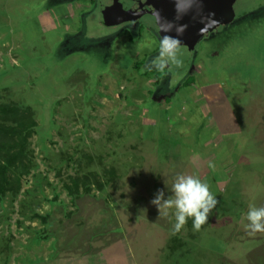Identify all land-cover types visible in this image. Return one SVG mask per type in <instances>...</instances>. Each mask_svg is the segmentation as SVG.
Here are the masks:
<instances>
[{
    "label": "rangeland",
    "instance_id": "rangeland-1",
    "mask_svg": "<svg viewBox=\"0 0 264 264\" xmlns=\"http://www.w3.org/2000/svg\"><path fill=\"white\" fill-rule=\"evenodd\" d=\"M40 1L7 0L4 24L0 0V33L8 40L12 26L25 50L20 59L0 44V107L26 112L17 118L31 127L27 156H12L18 166L1 177L0 264H264V232L246 228L249 206H264V21H257L264 7L240 22L235 41L216 47L212 60L204 59L207 54L178 58L179 66L165 68L161 86L174 92L158 97L152 93L155 75L133 81L123 74L134 69V59L136 69L138 55L148 49H132L126 67L118 69L108 41L122 30L105 27L94 8L81 14L89 3L74 0L81 26L71 44L54 50L46 44L48 33L40 35L29 21ZM26 38L35 50L25 46ZM78 45L87 53L70 55ZM42 51L48 54L39 56ZM137 70H152L149 58ZM129 101H142L136 111L159 107V114H149L151 129L139 124L140 132H132L133 121L119 113L133 108ZM155 115L166 123L167 136L175 137V152L158 154L156 133L164 128H152ZM2 121L6 147L0 157H7L20 150L17 136L25 134L13 135V122ZM181 139L189 145L183 153ZM177 174L206 183L217 201L199 229L187 218L173 231V209L165 215L150 203L158 189L170 194Z\"/></svg>",
    "mask_w": 264,
    "mask_h": 264
},
{
    "label": "water",
    "instance_id": "water-1",
    "mask_svg": "<svg viewBox=\"0 0 264 264\" xmlns=\"http://www.w3.org/2000/svg\"><path fill=\"white\" fill-rule=\"evenodd\" d=\"M256 1L197 0L194 8L178 20L175 19L173 0H94L93 7L105 27L133 31L143 27L149 30L158 46L161 36H176V31L161 32L156 22L157 13L161 19L171 21L174 25H184L182 34L177 37L181 41L178 58L193 59L200 43L207 42L216 31L236 21L253 18L256 8L264 7V0H258V5Z\"/></svg>",
    "mask_w": 264,
    "mask_h": 264
},
{
    "label": "crops",
    "instance_id": "crops-1",
    "mask_svg": "<svg viewBox=\"0 0 264 264\" xmlns=\"http://www.w3.org/2000/svg\"><path fill=\"white\" fill-rule=\"evenodd\" d=\"M4 4H5V9H6V17H5V14H4L3 22L5 24L6 18L8 19V17H9V14H8V11H7V0H4ZM40 5H41V3H40ZM38 7H39V3L36 4L35 8H34V10H35V12H37V14H35L34 18H32L29 21H32V23L34 24V28L36 29V31H38V33L40 35H47L45 33H48L46 44L54 45L59 40L58 34L56 33V30L58 28L65 29L66 31L70 30V31H67V32H69V33L72 32V34H73V32L76 33L77 31H79V28L81 26V17L82 16H80V25L78 27L77 24H76V22H77L76 21L77 20L76 19V15H74V10H75V7H76V6H74V1L56 5V6L52 7L49 11H45V12H42V13H40V10L38 9ZM85 8H86V6H83V7L79 8V9L80 10H84ZM61 16H64V17H62L61 20H60L59 17H61ZM31 28H33V26H31ZM9 32H10V35L12 37H9L8 40H7V37L3 33H0V44L5 45L7 47L8 53L11 54L13 52V54H15L17 57L19 56L20 59L25 58L24 57L25 56L24 55L25 54V50H22L24 46L22 44H19V45L16 44L15 39L13 38V36L16 33L13 31V27L12 26H10ZM136 33H137V31H136ZM136 33L135 32H130V31H128V32L122 31L120 33V35L117 37V39H115L112 42V46H114L113 47V49H114V58H113L112 61L115 60V61H117V64L119 63L116 66L120 70L124 69L126 67L125 66L126 65L125 61L127 60L128 56H129V53L132 51V49L140 48V49H143L142 51H145L146 49H148L149 50L148 52L152 53V58L149 59V65L151 64V61L155 57H157V55H158L159 46L157 44V41L154 39V37L145 29L140 31V33L138 34L139 36L137 38L135 36ZM4 36L6 38H4ZM59 36H60V34H59ZM131 38H134L133 42L129 41ZM23 41L25 42V46L29 45L31 47L32 51L35 50L34 48H32L33 47V43H34L33 41H31L30 39H27V38H26V40H22V42ZM22 42H19V43H22ZM112 46H111V48H112ZM122 47H123V49H122ZM120 49H122V50H120ZM1 51L2 50H0V54H1ZM19 53H22V54L19 55ZM126 53H127V55H126ZM47 54L48 53L46 51H42L41 55H39V56H43V55L45 56ZM132 56H134V53H132ZM138 56H139V58H143V56H140V55H138ZM81 58H82V56H81ZM9 60H11V61L13 60L12 64H15L14 58H12V59L9 58ZM135 60H137V59H134V63H133L134 64V69H132V71H130V68H129L128 72L123 70V72H124L123 74L131 76L133 78V81H134V79H136V77H138V75L139 76H144V72L139 73V72H137L138 70L135 69V63L137 62V61L135 62ZM113 65H115V64H113ZM13 70H18V65ZM187 81H189V79ZM102 85L103 84L100 83V86H102ZM188 87H190V86L187 85V86L183 87L182 89H178V91L182 93V91L187 89ZM71 89H73L74 91H81L82 90V88L78 87L77 85H74L73 87H71ZM97 89H99V88L97 87ZM97 89L94 90V91H97ZM144 89H146V88H144ZM188 98H190V97L188 96ZM142 101L140 103H135L134 105H133V102L129 101L130 103H127L126 106L133 107V108L131 110L130 109L126 110V112H125V110H121L119 112L120 114H123V116H125V114H127L126 115L127 118H129L130 121H133V123L135 124V125L132 124L133 127L131 126V130H133L132 131L133 133H134V131L137 132V133L140 132V130L138 128H136L139 124H142V125L144 124V126H149V128L151 129L150 124L147 123V122L150 121V120H148L149 119V114L152 112V114L150 115V117H151L155 111H157L158 114L160 113V111L158 110L159 107H156V106L143 108V110H141V111L140 110L136 111L139 107H141V104H143ZM182 102H185V101L183 100ZM186 104H188V102H186ZM93 107L97 108L96 105H93ZM107 107H110L109 109H112L113 106L112 105H108ZM198 111H196V113H195L196 116H198V114H199ZM193 115L194 114H190V116L188 117V123L191 122L190 121L191 118H192V120L194 119ZM123 116H120V117H123ZM98 117H99V115H98ZM101 121H104V120H101ZM181 121L182 120L178 121V123L180 124ZM152 123L154 124V126L152 128H154V127L158 128L160 126H162L164 128L161 131L157 129V133H156V136L158 137V138H156L158 140V142H157L158 143L157 144V149L159 150L158 154L166 155L168 152H170V150L172 152H175L177 149L174 146V140H176V139H175V137H169L171 134H169L167 136V134H166V123H164V122L162 123L160 121V118L157 115L154 116V120L152 121ZM146 131L147 130H145V129L143 130V132L145 134H146ZM137 133H135V134H137ZM128 138H130V137L128 136ZM143 138H146L145 135H144ZM171 147H173V148L171 149ZM179 147H181L183 149V151H181L183 153L189 148V145H188V143H183V141L181 139ZM181 148L179 150H181ZM190 148L192 149L191 151H193V152H195L194 150H197L196 147L190 146ZM174 149H176V150H174ZM200 153H202V152H200Z\"/></svg>",
    "mask_w": 264,
    "mask_h": 264
},
{
    "label": "clouds",
    "instance_id": "clouds-1",
    "mask_svg": "<svg viewBox=\"0 0 264 264\" xmlns=\"http://www.w3.org/2000/svg\"><path fill=\"white\" fill-rule=\"evenodd\" d=\"M197 0H173L175 19L186 15L196 5ZM156 22L159 30L168 33L175 30L176 36L167 34L159 38V51L157 57L151 61V66L157 71H163L166 66H179V46L181 41L177 38L182 34L184 25H174L171 21L163 20L156 14ZM160 213L173 209L175 223L173 231H178L185 224L187 218H192L194 229H199L207 220L208 213L216 205L217 201L209 192L208 185L200 179L191 175L177 174L171 184L170 194L165 197V192L158 189L150 201ZM248 221L246 228L251 233L264 232V206L257 207L250 205L246 213Z\"/></svg>",
    "mask_w": 264,
    "mask_h": 264
},
{
    "label": "flooded vegetation",
    "instance_id": "flooded-vegetation-1",
    "mask_svg": "<svg viewBox=\"0 0 264 264\" xmlns=\"http://www.w3.org/2000/svg\"><path fill=\"white\" fill-rule=\"evenodd\" d=\"M67 1L68 0H41L40 1V3H41V5H40V3H39V7H38V9L40 10V13H42V12H45V11H49L52 7H54V6H56V5H59V4H64V3H67ZM88 1V3H89V7L87 8V9H84V11L81 13V14H83L84 12H86V11H88V10H90V9H92V8H94L93 7V4H94V0H87ZM261 8V7H260ZM259 9V8H258ZM259 14V18H258V20H263L264 18V11H262V12H259L258 13ZM248 19H250V18H248ZM252 19V18H251ZM246 20L247 19H244V22H246ZM257 20V21H258ZM243 22V21H242ZM235 24H236V28L235 29H233V30H231L230 32H228V33H225L224 35H220L221 33H219L218 34V32L220 31V30H218V31H216L215 32V34L213 35V36H211L208 40H207V42H202V43H200V45L198 46V48L201 46V44L203 45V48H202V50H201V52L198 54V51H197V55L195 56V57H197V59H201V57H203V56H206L205 54H207V56H209V57H204V59H210V60H212V58H213V56H214V53H216L215 51H216V47H218L219 48V50H221L220 49V47H222L224 44V42L227 40V39H231V40H233L234 41V38H236L237 36H238V25L240 24V22L238 21H236V22H234L231 26H229V27H226V28H229V29H231L233 26H235ZM122 31H126V32H128V31H130V32H135L136 33V31H137V33H136V38L139 36L138 34L140 33V31H142V30H144V28L143 27H140L138 30H136V31H133V30H131V29H121ZM146 30V29H145ZM222 30V29H221ZM148 32H149V30H147ZM249 31V30H248ZM150 33V32H149ZM151 34V33H150ZM72 35H75V33H73V34H70L69 32H67V31H65V29H62L61 31H60V36H59V34H58V36H59V41H57L55 44H54V50L55 49H57V48H59V47H65L64 45H69V40L70 39H72L73 40V38L71 37ZM133 35V34H132ZM71 37L68 41H66L65 42V40L63 39V37ZM115 39H117V37L116 38H114L113 40H111V41H108L109 42V44H111V46H112V42L115 40ZM129 41H131V42H133L134 41V38H131ZM105 43H107V40H106V42ZM223 44V45H222ZM67 48V47H66ZM198 48H197V50H198ZM213 48V51H211V49ZM88 48H80V51L79 52H77V53H81L82 55H85V53H87L86 52V50H87ZM149 55V56H148ZM200 55V56H199ZM216 56H219V52H217V54H216ZM148 58L149 59H151L152 58V53H148V54H146V55H144L143 56V58H141L140 59V61L136 64V69H138L139 67H137L138 65H140L141 63H143V62H145V63H147V61H148ZM214 60V59H213ZM191 63H192V61H191ZM208 63H210V62H208ZM153 69L154 68H152V70H150V71H147V70H144V71H141V72H144V76H150V75H155L156 76V80L154 81V91H152V93H154V95H156V96H158V97H160V96H167V94L168 95H170L171 93V91H169L167 88L165 89V88H162V86H161V84L163 83V79H159L158 77H157V75L156 74H154V72H153ZM166 69H167V67H166ZM137 72H139V71H137ZM141 72H139V73H141ZM190 79V78H189ZM173 93V92H172Z\"/></svg>",
    "mask_w": 264,
    "mask_h": 264
},
{
    "label": "trees",
    "instance_id": "trees-1",
    "mask_svg": "<svg viewBox=\"0 0 264 264\" xmlns=\"http://www.w3.org/2000/svg\"><path fill=\"white\" fill-rule=\"evenodd\" d=\"M242 21L244 22V20H241L239 22H242ZM252 28L253 27H250V29H252ZM245 30H247V28H245ZM63 39H65V37H63ZM74 39H75V37L73 38V40L70 39L69 40V44H71L74 41ZM78 47L79 48L73 47V48H76V49H72L69 54L79 52L80 51V46L78 45ZM140 65H142V63ZM140 65H138L137 67H139ZM166 71L167 70H165V69L163 71H157V70L153 69L154 74H156L159 79H164V77L169 74V72H167V74H165ZM169 91H171L170 93L174 92L172 90H169ZM17 111H18V108L16 106L10 105V104H8L6 106L5 105H2L0 107V118L3 120L2 122L3 123L13 122V124H14V132H13V135H16L17 133H20V132H22V133L25 134V135L18 134V136H17V139H18L20 145H22V147L20 148V150L16 152L17 154L14 153L12 155H8L7 157H5V155H2L0 157V160L5 159V163L2 164L3 166L0 165V194H3V192H4V187H3V184H4L3 179H5L4 178L5 177L4 176V174H5L4 170H6L7 168L16 169V167L18 166V165L16 166L15 163L13 162V157L12 156L21 155L22 157H26L27 156V153L26 152L27 151L29 152V150L27 148V145H26V140H27L26 137H27V134H29V132L31 131V127H30V124L29 123H25L22 120H18V118H17V116L18 117L23 116V113H25V115H26V112H23L22 111V112L17 113ZM9 118H11V120H8ZM29 122H32V121H29ZM9 131H10V129H8V132ZM1 132H2V135H3L4 130H0V137H2ZM3 147H6L5 144L3 143V146H2V143L0 142V150H2ZM9 148L12 149V150H15L16 149V145L14 143H12L9 146ZM3 172H4L3 178H1Z\"/></svg>",
    "mask_w": 264,
    "mask_h": 264
}]
</instances>
